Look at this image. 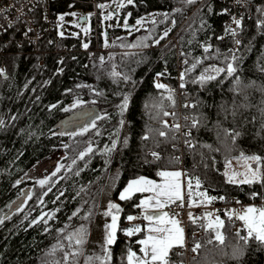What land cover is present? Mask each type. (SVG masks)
<instances>
[{
    "label": "trees",
    "instance_id": "obj_1",
    "mask_svg": "<svg viewBox=\"0 0 264 264\" xmlns=\"http://www.w3.org/2000/svg\"><path fill=\"white\" fill-rule=\"evenodd\" d=\"M90 1L54 0L52 6L58 17L75 8L90 10ZM111 1L98 0L99 10ZM194 4L132 0L119 12L127 27L105 32L113 50L106 49L102 32L103 49L92 58L88 49L95 39L82 33L63 37L74 49L61 62L60 54L46 52L45 42L39 46L44 53L32 52L26 42L18 46L17 29L1 37L0 264H129V252L136 253L133 260L141 258L145 223L128 218L141 213L145 193L120 199L140 176L160 179V172L181 170L190 205L264 195V0H253L251 14L243 17L238 48L224 24L225 2L212 0L180 37L179 76L175 48L160 44ZM3 39H10L7 46ZM180 105L188 130L183 156L176 129L165 127L169 117L179 118ZM250 156L261 157L251 163L261 169L259 178L228 179L231 160ZM111 213L118 214V226L108 244L104 221ZM211 218L190 219L191 231L205 229L192 264H264V242L255 234L249 237L244 227L246 239H240L223 211ZM217 218L222 227L214 224ZM136 228L141 231L127 234ZM180 248L170 250L168 264H181Z\"/></svg>",
    "mask_w": 264,
    "mask_h": 264
},
{
    "label": "built area",
    "instance_id": "obj_2",
    "mask_svg": "<svg viewBox=\"0 0 264 264\" xmlns=\"http://www.w3.org/2000/svg\"><path fill=\"white\" fill-rule=\"evenodd\" d=\"M54 0H0V39L5 33L13 29H17L20 32L19 36L15 37L18 46H22L25 42L32 45V52H41L39 49L40 43L45 42L49 47L48 51H52L54 54H60V62L63 60V55L68 53L74 46L64 43L63 37L71 32L67 29L64 20L61 19L62 15L58 17L55 15V9H53ZM194 6L188 10L184 21L174 29V31L167 37V39L160 44V46L167 47L166 50L172 47L176 50L177 59V71L178 75L184 71V60L181 57V51L179 49V40L185 29L195 20L198 14L212 1V0H193ZM225 2L226 7L223 9V13L226 14L225 26L228 29L230 35L234 38V48H238L243 40L240 35V23L246 14H251L249 8L253 4V0H222ZM92 4V31L89 39L94 38L95 44L88 49L90 58L94 57L97 52L102 51V47L99 43L100 34L106 30V32L112 31L117 27L115 19H108L105 17V13L109 11L108 5L102 10H99L98 0H91ZM249 11V12H248ZM80 19V18H79ZM87 21V20H86ZM239 21V26L235 23ZM122 27H127V22L121 23ZM4 44L7 46L10 39H3ZM108 51H112L113 48L109 45L106 48ZM4 49L0 47V54H3ZM24 51H16L14 53H23ZM11 53H13L11 51ZM25 53V52H24ZM41 53H44L41 52ZM44 60L40 61L43 64ZM64 66L58 68L61 71ZM4 70V65L0 67ZM158 83L162 82L160 76H156ZM181 96L180 90L178 91ZM187 105L186 107H188ZM173 115V111L171 112ZM187 117L182 105L179 107V118L175 119L169 117L165 122L170 127L179 124L180 127L177 130L176 135L181 140V156H183L184 148V135L188 130H185L182 126V120ZM264 180V177H263ZM181 203L183 206L181 207ZM257 205L264 208V195L257 197L256 194L251 195L250 199H242L238 196H232L224 204L219 205H190L185 196L183 200H175L174 203L170 202L166 205L167 212L176 217L178 226L183 229L184 232V246L180 248V253L183 254L181 264H192L193 258L197 254L192 251V248L198 243V240L204 235L205 229L198 228L191 231L189 222L191 218H201L206 211H210L213 216H218L220 211L226 214H231L229 223L232 225V231L235 232L240 239H244L246 234L244 232V222L238 217L244 211L245 207ZM191 214V218L190 215ZM141 217L140 214L134 216V221Z\"/></svg>",
    "mask_w": 264,
    "mask_h": 264
},
{
    "label": "snow or ice",
    "instance_id": "obj_3",
    "mask_svg": "<svg viewBox=\"0 0 264 264\" xmlns=\"http://www.w3.org/2000/svg\"><path fill=\"white\" fill-rule=\"evenodd\" d=\"M129 3L132 2V0H128ZM188 3H192L193 0H187ZM61 19H63V17H61ZM139 23V21H138ZM235 23L239 26V21H235ZM85 47H87V45H85ZM216 71H221V69H216ZM229 74H232L235 69L232 67L231 64L228 65V69H227ZM201 79H205L204 77H201ZM208 79H214V77H208ZM158 88H163V85H157ZM171 98V97H169ZM126 100L127 98H125V105L122 106L126 107ZM187 106V105H186ZM164 115H169V113L165 112ZM167 123L165 122V127H167ZM193 126H195V123L193 124ZM174 127L178 130L180 125L176 124L174 125ZM160 136H165L166 133L164 131H160L159 133ZM236 135H239V133H236ZM145 139H147V137H145ZM154 157H158L157 153H153ZM246 159L255 161V162H259L261 157L259 156H250V157H246ZM159 175L161 177L166 178V182L163 185H158L155 184L153 181L148 180L146 178H139L137 180L131 181L127 188L125 189L124 192L121 193L120 199H128L130 198V195L132 192L136 191V192H145V191H151V192H155L156 193V203H155V207L159 208V207H163L164 205H166L169 202L174 203L175 200H183V197L180 194V184L178 182L179 177L181 176L180 172H160ZM174 178L173 182H169L167 180V178ZM256 172H253V179H256ZM245 183H250L251 181H243ZM197 187L200 186V181L197 178L196 181ZM192 185H191V181L188 182V188L191 189ZM189 195H191V193H189ZM161 196H167L168 199L165 201H161L159 199V197ZM173 197L175 199H173ZM151 199V198H149ZM149 201L148 200H142L141 204H148ZM181 207L183 206V204L181 203L180 205ZM112 207H115L114 205ZM248 214H252L251 216H249ZM190 218H191V214ZM211 215V214H209ZM168 216L167 213H164L163 216H146L145 219L152 221L153 219H156L158 222H167V223H171L172 224V228H164V227H157V228H150L149 231H154V232H159V233H164L163 236L157 238V237H153V236H149L146 240H141L139 241V243L146 245L145 248L141 249V252L144 253V258L140 259L137 258V264H156V262H158V264H168V252L169 250L173 247V246H180L183 247L184 246V236H183V229H181L178 226V223L173 219V220H169V221H165V218ZM229 218H231V214H229ZM239 219L243 220L245 222V225L248 229V236L251 237L255 234V238L261 242H264V209H256L254 207H249L248 209H246V213L245 215L239 216ZM115 219L116 217L113 216V225L115 223ZM129 220L134 219V217H129ZM216 224L220 227L223 226V221L219 220V218L216 219ZM209 228L212 227L211 224L208 225ZM139 232L141 231L140 228H136V229H130L128 230L127 234L128 235H132L133 232ZM113 235L109 234L108 236V240L107 243L111 244L113 242ZM217 240H219L221 243H223L224 237L220 232H216V237ZM246 239V238H244ZM77 243H81L80 240H77ZM209 243H211V241H209ZM150 244V246H148ZM201 245L199 243H197L193 248L192 251L195 252L198 248H200ZM73 255H75L73 253ZM136 257V253L134 252H129L128 255V260H129V264H132L133 258Z\"/></svg>",
    "mask_w": 264,
    "mask_h": 264
},
{
    "label": "rangeland",
    "instance_id": "obj_4",
    "mask_svg": "<svg viewBox=\"0 0 264 264\" xmlns=\"http://www.w3.org/2000/svg\"><path fill=\"white\" fill-rule=\"evenodd\" d=\"M127 3H129L128 0H112L108 4L109 11L105 13V17L108 19H115L117 26L118 27L121 26L119 12H120L122 6L127 4ZM63 16H64V23L66 24L67 29H70L72 33H74V34L82 33L84 37L90 36L91 31H92V11L91 10H87L84 8H75V9H71V10L65 12L63 14ZM149 16L150 15H147V16H144V17L138 19L134 23L133 27H137L138 25L143 24L145 22V20L147 19V17H149ZM80 17H86L87 21L81 23L79 21ZM138 21H139V23H138ZM105 32H106V30H104V35H105ZM105 39H106L105 40L106 44H108V46L113 43V40L111 38H107L106 35H105ZM251 163H252V160L246 159V157L232 159L226 168V175H227L228 179L234 180V181L253 180V172H256V176H257V178H259V176L261 174V169L259 167L254 168ZM163 172H180V171L176 169V170H165ZM141 177L146 178L148 180H151L155 184H158V185H163L166 182V178H164V177H161L160 179H156V178H150L147 176H140L136 179H133L132 181L137 180ZM167 180L169 182H173L174 178L169 177V178H167ZM175 182H178L180 184V194H181V196H183L184 184H185L184 176L181 174V176L179 177V180L175 181ZM127 186L123 189L122 192L125 191ZM192 192H194V190L191 189V193ZM134 193H136V191L132 192L131 195H133ZM143 193H145V195L143 197H141V199H140V206L142 207V204H141L142 200H148L149 201V203H148L149 207L155 206L156 193L151 192V191H145ZM149 198H151V199H149ZM159 199L161 201H165L168 199V197L167 196H161V197H159ZM173 199H175V198L173 197ZM169 203H167L166 205H168ZM166 205L161 207L160 210H158V213H155V214L154 213H149V214L144 213L145 214L144 217H146V216H153L154 217L155 215L163 216L164 213H167L168 216L165 218V221H166L168 219V217L171 216L169 214V212H167L166 209L164 208V207H166ZM249 207H254L258 210L264 209V208L257 206V205L247 206V207H245L244 211L240 214V216L245 215L246 209H248ZM208 213H210V211H208ZM248 215L251 216L252 214H248ZM113 216L116 217L114 225H113ZM215 217H217V216H215ZM141 221H144V220H141ZM144 223L145 224L141 223V228H143V226L145 225L146 234L141 240H146L149 236H153V237H157V238L163 236L164 233L149 231V229L150 228H157V227H165V225L168 224L167 222H163V223L158 222V224H155V223H151L147 219H145ZM104 224L107 227V229H106L107 239H108L109 234H112L114 237L113 238V241H114L115 236H116L117 226H118V214L111 213L109 216H107L105 218ZM214 224H216V222H214ZM244 225H245V222H244ZM245 227H246V225H245ZM148 246H150V244ZM145 247H146V245L142 244L141 248H145ZM170 250H169V252H170ZM169 252H168V255H169ZM143 258H144V253L140 259H143ZM156 263H158V262H156ZM132 264H137V260H133Z\"/></svg>",
    "mask_w": 264,
    "mask_h": 264
},
{
    "label": "crops",
    "instance_id": "obj_5",
    "mask_svg": "<svg viewBox=\"0 0 264 264\" xmlns=\"http://www.w3.org/2000/svg\"><path fill=\"white\" fill-rule=\"evenodd\" d=\"M180 172H181V174L183 175V172L181 171V170H179ZM184 196H185V185H184V194H183V198H184ZM178 200V199H177ZM180 201V200H179ZM190 204V203H189ZM196 204H198V203H194V202H191V205H196ZM160 208L161 207H159V208H157V207H155V206H153V207H149L148 206V204H144V205H142V211H141V217L143 218V220H144V222H145V217H144V215L145 214H149V213H158V210H160ZM165 208V207H164ZM145 213V214H144ZM170 214V213H169ZM205 214H207V215H209V214H211V213H208V211H206L205 212ZM171 216H169L168 217V219L166 220V221H169V220H175L176 222H177V219H176V217L175 216H173L172 214H170ZM157 215H155L154 217H156ZM213 219H215V216H213L212 214L210 215ZM211 218V222L213 221V219ZM151 223H155V224H158V221L156 220V219H153L152 221H150ZM173 226H172V224L171 223H168L167 225H165V227L164 228H172ZM183 236H184V233H183ZM174 247H178V245L177 246H173L172 248H174ZM171 248V249H172Z\"/></svg>",
    "mask_w": 264,
    "mask_h": 264
},
{
    "label": "water",
    "instance_id": "obj_6",
    "mask_svg": "<svg viewBox=\"0 0 264 264\" xmlns=\"http://www.w3.org/2000/svg\"><path fill=\"white\" fill-rule=\"evenodd\" d=\"M86 20H87L86 17H80V19H79V21H80L81 23L86 22Z\"/></svg>",
    "mask_w": 264,
    "mask_h": 264
}]
</instances>
